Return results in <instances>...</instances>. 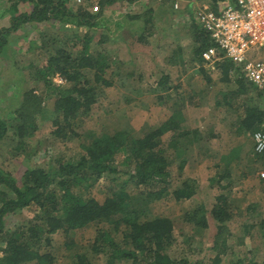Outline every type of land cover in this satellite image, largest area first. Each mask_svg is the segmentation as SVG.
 Listing matches in <instances>:
<instances>
[{
  "label": "trees",
  "instance_id": "1",
  "mask_svg": "<svg viewBox=\"0 0 264 264\" xmlns=\"http://www.w3.org/2000/svg\"><path fill=\"white\" fill-rule=\"evenodd\" d=\"M116 1L132 3L137 0H97L95 11L89 10L86 5L72 7L71 0H0V18L6 14L5 23L0 22V74L5 71L4 68L15 70V60L5 56L10 46L15 52L21 50L22 46L24 49L20 54L24 56L32 49V45L45 53L47 51L40 63L31 60L25 67L29 68V80L32 78L34 82L42 81L48 89H52V93L55 91L53 110L61 115L54 119L55 129L51 131L52 136L56 138L72 137L75 134L73 127L82 121V117L88 115L102 96L104 88L113 84L112 80L105 76L106 69L115 61L106 55L109 48L91 49V42L97 29H103L97 39V45L107 43L109 39L111 42L124 39L121 29L125 27L126 19L115 20L113 29L106 24L105 9L110 8ZM206 1L210 8L216 11L223 0ZM150 10L149 8L145 12ZM145 14L129 16V20L139 16H142L143 20L140 29L131 28L130 34L133 38L128 43L137 41L147 44L148 34L152 33L155 22L150 13ZM66 23L72 25V30H86L79 34L71 32L65 39L58 36L51 38L49 32L40 33L41 38H47L38 42V46L34 39L25 38L34 29L44 31L55 27L62 28ZM196 23L191 25L190 40L197 43L191 62L201 63V51L212 41L201 24L198 21ZM177 48L178 51L181 50L180 45ZM168 59L171 63L177 60L171 55ZM231 65L229 60L220 64L225 79ZM117 68L118 66L116 73H119ZM198 69L201 72L202 65ZM21 72L15 71L12 80L6 81L10 82L12 87H8L5 93L10 100L8 107L12 109L5 110V105L0 104V140L9 138L12 142L15 141L13 148L23 154L27 153L29 159V155L36 152L40 143L34 141L30 144L31 137L39 128L38 115L42 113L41 104L44 98L36 95L32 85L26 87ZM54 73H59L65 79L64 86L54 87L50 84L49 78ZM168 79L167 74L162 75L164 84L161 86L164 90L171 88ZM235 83L236 87L230 92L228 103L230 99L242 97L243 117L239 127H244L247 132L261 128L264 105L259 104L260 91L249 84L242 74L236 77ZM151 92H154V89ZM170 93L165 97L155 94L154 101L167 99L172 100L174 105H180L179 97L171 96ZM178 112L180 111H174L145 132L116 129L107 134H98L81 144V152L75 159L55 156L42 164H30L27 163L26 157H22L21 162L25 168L17 176L0 165L2 263L25 264L35 261L36 264H51L53 255L48 251H41L40 241L50 246L49 235L57 231L72 236L86 226L95 224L100 229L96 232L90 248L104 253L108 264L116 261H126L128 264H188L187 259L174 258L167 252L174 242L173 222L169 217L158 215L138 219L136 216H129L131 212L127 209V203L130 201V194L125 186L126 182H132L137 186L148 187L149 189H144L146 195L155 194V198L162 196L167 190L170 178L169 163L172 157L169 159L167 155L168 147L164 144L162 135L168 131H176V134L173 132L175 136L189 134L185 130L186 127L182 128ZM8 113L12 115L7 117ZM119 152L124 153L120 165L125 169L118 166L115 154ZM184 162L185 160L182 161ZM220 173L221 175H215L212 181L221 189H226L230 183L228 181L223 184L222 180L228 174L224 168ZM122 175L125 178L118 180ZM101 177L109 181L115 179V184L98 199L88 191L92 182ZM194 190V181L184 180L169 194L174 200L189 199ZM216 200L209 212L217 222L216 232L219 233L232 216L227 208V195L219 193ZM30 207L35 210L33 218L36 222L29 220L14 229L7 228V214ZM204 213V206H200L199 210L188 211L186 215L197 227L203 228L207 225ZM261 229H264V218ZM70 241L72 239L68 244ZM221 244L225 249V239ZM255 255L256 251L249 248L244 251L243 258L235 261L264 264V257L253 262ZM219 260L217 252L214 264H218Z\"/></svg>",
  "mask_w": 264,
  "mask_h": 264
},
{
  "label": "rangeland",
  "instance_id": "2",
  "mask_svg": "<svg viewBox=\"0 0 264 264\" xmlns=\"http://www.w3.org/2000/svg\"><path fill=\"white\" fill-rule=\"evenodd\" d=\"M94 3L96 0H82L80 3L71 0L72 7L80 4L92 9ZM203 3L208 4L206 0H137L132 3L116 1L114 7L105 9L106 24L111 29L114 28L115 20L125 19L126 28L129 26L130 29H140L142 16L133 20H129L131 19L129 16L144 13L145 15L150 13L153 17L154 27L152 33L148 34L147 44L133 40L131 43H128L130 40L126 41L125 44L121 41L112 43L109 39V42L97 45V39L103 29L94 32L91 49L109 48L106 55L115 60L105 71V76L112 80L113 84L104 88L102 96L88 115L76 123L77 125L73 127L75 134L70 138L52 136L51 131L55 129L54 119L61 117L60 113L53 110L55 91L52 93V89H48L42 81L34 82L32 78L29 80L31 77L29 68L25 67L31 60L40 63L47 51L45 53L32 45V49L24 56L20 54L24 49L22 46L21 50L16 51L18 54H15L12 46L8 47L9 51L7 50L5 56L7 59L15 60L16 65L15 70L4 68L5 71L0 74V104L5 105V110L12 109L8 107L10 100L5 93L11 86V83L6 81L12 80L15 71H22L20 75L23 76L26 87L32 85L36 95L44 99L41 104L42 113L38 115L39 128L30 142V144L34 141L40 142L36 152L29 155L28 159L27 153L23 154L22 151L13 148L15 141L12 142L9 138L1 139L0 165L17 176L25 168L21 162L22 157H26L27 163L30 164H42L55 156L75 159L81 152V144L98 134H107L116 129L145 132L179 110L177 115L181 119V126L183 129L186 127L185 130L189 134L175 136L176 131H173L175 134L168 131L162 138L168 147L169 159L172 157L169 163L170 178L167 190L162 196L155 198V194L146 195L144 189H149L148 187L126 182L125 186L130 194V201L127 203V209L131 212L129 216H136L138 219L158 215L169 217L173 222L174 242L167 252L174 258L187 259L188 264H214L217 252L220 259L218 264H254L249 261L237 263L235 260L243 258L244 251L249 248L256 251L253 262L264 257V229H261L264 218V176L260 175V172H264V155L254 153L252 133L247 132L244 127H239L243 117L242 97L230 99L228 103L229 94L235 88L234 81L241 74L240 71L232 68L228 74L230 80H224L221 68L207 71L204 74L208 80L198 70V66L188 67L194 59L193 49L197 46V43L190 40L191 25L197 24L195 12ZM149 8L150 12H145ZM4 16L6 17V14ZM4 16L0 18L1 24L5 23ZM70 26H72L70 23H66L62 28L55 27L44 31L34 29L25 38H32L38 43L47 38H41L40 33L49 32L51 38L58 36L65 39L71 32L79 34L86 30L76 28L75 31ZM126 32V29H121L123 36ZM178 45L181 46L179 51ZM170 55L177 59L173 64H170L168 59ZM117 66L119 73H116ZM169 67L172 68L168 70ZM174 67L177 68V73H180V79L184 75L190 79L189 84H183V94L177 96L179 103L183 104L174 105L172 100H168L167 103L159 105L157 100L154 101L157 91L150 92L147 89L155 87L159 78L167 71L172 74L169 78H175ZM189 69L191 72H188ZM52 76L49 78L52 86L65 85L66 82L57 84L51 79ZM175 82L170 81L171 84ZM193 90L197 91L196 95L192 94ZM47 94L49 96H45ZM259 101L262 102V98ZM11 115L12 113L6 114L7 117ZM261 127L264 128V119ZM115 156L120 169H125L120 165L124 153L119 152ZM223 168L228 176L222 183L228 181L230 183L226 189H221L212 181L215 175H221L220 170ZM122 178L125 176L122 175L118 180ZM184 180L194 181V193L189 199L174 200L169 193ZM114 184L115 179L109 181L103 177L97 178L92 182L88 193L99 199ZM219 193L227 195L229 206L227 208L232 217L225 223L226 227L217 233V222L209 211L217 202L216 197ZM200 206L205 208L204 216L207 221L203 228L197 227L186 215L188 211L199 210ZM34 212L35 210L30 207L20 212L9 213L5 216V224L7 228L14 229L29 220L36 222L37 220L33 218ZM99 229V226L90 224L72 236L57 231L49 235L50 246L40 241L41 251H48L53 255L51 264H108L104 253L90 248ZM70 239L72 241L68 244ZM223 239L227 245L225 249L222 248L224 243L221 244ZM1 257L0 249V264H3ZM113 264L128 262L116 261Z\"/></svg>",
  "mask_w": 264,
  "mask_h": 264
},
{
  "label": "built area",
  "instance_id": "3",
  "mask_svg": "<svg viewBox=\"0 0 264 264\" xmlns=\"http://www.w3.org/2000/svg\"><path fill=\"white\" fill-rule=\"evenodd\" d=\"M195 17L212 41L201 51L203 68L217 70L229 60L264 96V0H223L216 11L203 3ZM51 79L66 82L59 73ZM251 137L254 153L264 154V130H254Z\"/></svg>",
  "mask_w": 264,
  "mask_h": 264
},
{
  "label": "crops",
  "instance_id": "4",
  "mask_svg": "<svg viewBox=\"0 0 264 264\" xmlns=\"http://www.w3.org/2000/svg\"><path fill=\"white\" fill-rule=\"evenodd\" d=\"M116 4L114 3L113 5H112V7H114ZM111 7V8H112ZM89 10H91V11H95L96 9H97V0H96V3H94V6H92V9H90V8H88ZM114 10V9H113ZM112 10V11H113ZM48 24V23H47ZM50 24H48V26H49ZM51 27H53L52 25H50ZM51 29H54V28H51ZM50 29V30H51ZM124 29H126V34H125V36H123V38L124 39H122V40H118V41H121L123 44H125V42L126 41H129V40H131V38H133V35H131L130 34V31L132 30V29H130V27L128 26L127 28L126 27H124ZM135 37V36H134ZM135 39V38H134ZM117 41V40H116ZM112 43H115V41L114 40H112ZM28 52V51H27ZM170 64H173V63H170ZM170 64H168V65H170ZM200 65H202V59H201V63H199V62H197V61H193V63L192 62H190L189 63V65H188V67H194V66H200ZM173 66V65H172ZM203 67V66H202ZM172 67H169L168 68V70L169 69H171ZM174 68H176V67H174ZM219 69H220V66L218 67ZM232 68H237L233 63H232V65H231V68L230 69H232ZM199 70V69H198ZM207 71H209V72H211V71H216V70H208V69H206V68H203V70L201 71L203 74L204 73H206ZM229 72L231 71V70H228ZM172 72H174V70H172ZM188 72H191V69H189L188 70ZM221 72H222V70H221ZM229 72H227V79H225L224 78V80H230L228 77H229ZM167 76H168V78L169 77H171L172 76V74L170 73V72H168L167 71ZM165 74V75H166ZM182 74H183V72H182ZM205 75V74H204ZM205 77L209 80V78L205 75ZM189 79V77H187L186 75H184V76H182V78L180 79V73H177V68H176V76H175V78H173V79H171V78H169L168 79V84L171 86V88H169V89H166V90H164L163 88H162V84H164V83H162L163 81H162V76L159 78V80H158V82L155 84V87H153V88H148L147 90L148 91H150L151 92V90L152 89H154V92L155 91H157V93H155V94H157V95H160V96H162V97H165V96H167L168 94H169V92H171L170 93V95L172 96H175V97H177V96H181L182 94H183V91H182V89H183V84L184 83H187V84H189V82H190V79ZM176 81L175 82V84H171L170 83V81ZM181 80L183 81V82H181ZM246 80V79H245ZM247 81V80H246ZM235 82V81H234ZM248 82V81H247ZM249 83V82H248ZM250 84V83H249ZM235 87H236V83H235ZM254 87V86H253ZM235 88H233L232 90H234ZM175 90H177V91H175ZM191 90V89H190ZM259 90V89H258ZM194 91V93H192L193 95H196V92L197 91H195V90H193ZM260 91V90H259ZM260 93H261V91H260ZM261 98H262V102H260L259 104H261L262 103V105H264V96H263V94L261 93ZM181 100V99H180ZM167 99H164V100H158L157 101V104H159V105H163V104H165V103H167ZM182 104V103H181ZM257 129H262V130H264V128H257ZM256 130V129H255ZM250 132V134L253 132V130L252 131H249ZM166 133H164L163 135H162V138H163V136L165 135ZM252 145H253V141H252ZM260 155H264V154H260Z\"/></svg>",
  "mask_w": 264,
  "mask_h": 264
},
{
  "label": "clouds",
  "instance_id": "5",
  "mask_svg": "<svg viewBox=\"0 0 264 264\" xmlns=\"http://www.w3.org/2000/svg\"><path fill=\"white\" fill-rule=\"evenodd\" d=\"M200 56H201V54H200Z\"/></svg>",
  "mask_w": 264,
  "mask_h": 264
}]
</instances>
